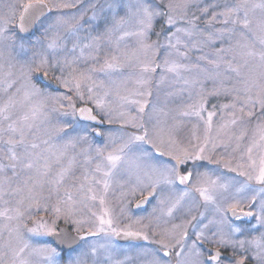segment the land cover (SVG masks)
Returning <instances> with one entry per match:
<instances>
[{"label":"snow or ice","instance_id":"snow-or-ice-1","mask_svg":"<svg viewBox=\"0 0 264 264\" xmlns=\"http://www.w3.org/2000/svg\"><path fill=\"white\" fill-rule=\"evenodd\" d=\"M0 264H264V0H0Z\"/></svg>","mask_w":264,"mask_h":264},{"label":"rangeland","instance_id":"rangeland-1","mask_svg":"<svg viewBox=\"0 0 264 264\" xmlns=\"http://www.w3.org/2000/svg\"><path fill=\"white\" fill-rule=\"evenodd\" d=\"M157 31H159V25L157 26ZM153 40L156 39L155 36L152 37ZM132 43V40H129V44ZM193 57H195L196 55H199V53H192ZM184 63H187V61H183ZM162 72V69H157V76H159ZM102 78V77H101ZM168 79L171 80L172 76L171 74H169ZM204 87L208 90H210L213 85L212 83L209 82H205ZM169 91V88L167 85H163L161 87V100L164 99V92ZM199 97L195 95V93L192 94L191 97H189L187 94H183L182 96L179 97H172L169 99V103H168V107L169 108H177V107H182L184 109H187V106L190 104H194L196 102H198ZM224 103H229V100L224 98V97H208V102L206 104V109L207 111L205 113H203L205 119L207 118V112H211V111H215L217 114L215 116H213L212 118V124H213V134H215L216 129L218 127V125L222 122L221 121V115L224 116V119H228V112H230L231 110H221L219 105L220 104H224ZM215 104L217 105L216 109L212 108V105ZM79 106V105H78ZM185 123H186V127L183 130V135H190L193 131L196 132L197 135L203 136L204 134V129L206 127V125L204 124L203 121L198 120L195 117H188L185 118ZM255 123V121H253V124ZM193 125H197V127L194 129ZM112 127H118V125H113ZM252 126H249V132H248V137H246L244 140L241 141V146L244 147L245 145L250 143V138L252 135V131H251ZM101 131H104L103 128H101ZM96 144H101L102 141L100 138H96L93 141ZM104 142H106V137L104 138ZM234 146V145H233ZM229 152H231V148H229ZM223 153V149H218V154H222ZM235 155H239V153L237 152ZM210 170V169H209ZM210 171H214V170H210ZM225 174V173H224ZM235 173H229V176H235ZM118 181H123V177L117 176L116 178ZM130 189L129 185H125L123 188L119 186L118 183L114 182L112 184L111 189L109 190V194L107 197L108 203L111 207H113L115 209L116 214H119V208H120V197H121V192H128ZM155 206V201L153 200L152 203V207ZM96 211H99V206H97L96 209H94ZM34 216L37 217H44L45 219L49 220V223L51 222V215L49 213H33ZM173 223H178V220H173ZM121 223H127V220L122 219ZM34 225L29 222L28 223V227H33ZM69 226L71 229L72 227L70 225ZM85 231H87V229H85ZM25 239L28 240V242L34 246H51V247H55L49 240H48V235H40V234H35V235H26ZM87 241L89 243H96L97 245H103L106 243V238L103 236V234H101L98 237L95 238H89L87 239ZM112 241L116 244V246L118 248H126L128 246V244H122L120 243V241L116 240V237H112ZM58 250V249H57Z\"/></svg>","mask_w":264,"mask_h":264},{"label":"flooded vegetation","instance_id":"flooded-vegetation-1","mask_svg":"<svg viewBox=\"0 0 264 264\" xmlns=\"http://www.w3.org/2000/svg\"><path fill=\"white\" fill-rule=\"evenodd\" d=\"M93 126H95V125H93ZM227 158V157H226ZM189 167H191V165H189ZM217 168H220V169H222V165H209V169L210 170H215V169H217ZM224 173H225V175H227V176H229V172H227L226 170H224ZM219 174V173H218ZM213 178H215V177H213ZM148 197V194H147V192H145L144 194H143V197H141V196H136V197H131V196H129L128 197V199L131 201V203H129L128 204V212H129V214H131L134 218L135 217H147L150 213H152V209H153V207H152V203H153V201H151L150 203H147V204H142V205H140V208L138 209L136 206H137V204H139V201L141 200V199H143V198H147ZM203 210V209H202ZM245 210H247V209H245ZM126 220V219H125ZM145 222H147V221H145ZM63 223H59L58 225H57V230H58V227L60 226V225H62ZM69 227V226H68ZM70 228V227H69ZM258 234V233H257ZM89 238H95V237H87L86 239H89ZM116 240H117V238H116ZM118 241V240H117ZM51 242V241H50ZM130 241H127V242H121L120 241V243H122V244H128ZM134 242H140V243H144V242H142V241H134ZM55 247H57V245L55 244V243H53V242H51ZM58 249V251H60V248H57Z\"/></svg>","mask_w":264,"mask_h":264},{"label":"water","instance_id":"water-1","mask_svg":"<svg viewBox=\"0 0 264 264\" xmlns=\"http://www.w3.org/2000/svg\"><path fill=\"white\" fill-rule=\"evenodd\" d=\"M89 106H91V105H89ZM99 130L101 131V128H100ZM143 199H145V198H143ZM143 199H141V200L139 201V204H140V205L144 204V203H142V200H143ZM60 228H66V229H68L69 231H72V229L69 228L66 224H62V225H60V226L58 227V230H57V231H59ZM81 235H83V232L81 233ZM116 238H117L118 241H121V242L131 241V238H127V237H124V236H119V237H116ZM48 240L51 241V242H53V243H55L56 245H58V243H59V241H60V237L57 236V235H55V234H51V235H48Z\"/></svg>","mask_w":264,"mask_h":264}]
</instances>
